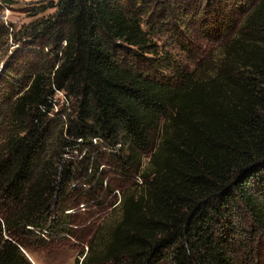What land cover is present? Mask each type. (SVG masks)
<instances>
[{
	"label": "trees",
	"instance_id": "16d2710c",
	"mask_svg": "<svg viewBox=\"0 0 264 264\" xmlns=\"http://www.w3.org/2000/svg\"><path fill=\"white\" fill-rule=\"evenodd\" d=\"M147 1L37 0L29 17L51 13L16 31L0 22V49L16 45L0 70V264H30L22 249L99 206L101 165L139 190L73 264H232L241 225L264 234V0H242L232 34L213 0L203 33L218 59L180 44L194 68L167 76L148 56ZM54 92L65 105L53 112Z\"/></svg>",
	"mask_w": 264,
	"mask_h": 264
},
{
	"label": "rangeland",
	"instance_id": "374dc122",
	"mask_svg": "<svg viewBox=\"0 0 264 264\" xmlns=\"http://www.w3.org/2000/svg\"><path fill=\"white\" fill-rule=\"evenodd\" d=\"M37 0L15 1L13 5L4 8L0 13L2 24H11L15 31L51 13L46 11L37 17L30 16L31 4ZM48 1V0H46ZM215 1V0H214ZM213 0H148L145 7V14L141 17V29L147 35L151 44V52L148 56L157 61L156 70L163 75H171L180 69L191 71L194 68L192 57L185 54L180 49V44L189 47L195 56H202V62H213L220 55L219 43H216L218 36H206L204 28L210 23L211 7ZM221 9L230 19V31L232 34L238 27L245 9L242 0H220ZM186 3V5H185ZM242 4V6H241ZM226 38V37H225ZM16 47L8 39L7 43L0 49V70L12 50ZM200 58V57H198ZM213 64V63H210ZM11 74V73H9ZM16 77L14 75H11ZM6 80L10 81L9 78ZM23 85L20 86L23 87ZM14 88V90H21ZM52 102L55 110L64 106L63 94L54 92ZM0 113L3 115L6 106L1 105ZM0 131V141L2 138ZM107 149L99 148L98 152L103 153ZM74 154V152H73ZM101 157V156H99ZM101 163L105 158L98 159ZM148 164V157L141 158L142 171ZM102 174L103 183L109 187L111 193H106L102 197L99 206L89 205L83 208L79 205L70 210L72 213L68 234L53 233L46 238L43 245L34 244L27 250L22 249L23 255L30 264H73L75 260L80 262L86 252L89 253L90 244L98 250L107 234L120 219L119 200L121 193L127 192L128 188L138 191L140 179L133 177V180H122L109 167L101 165L98 174ZM137 183L135 186L134 184ZM73 187V186H71ZM82 207V208H80ZM242 237L235 238L232 251V264H264V234H258L248 223L241 225Z\"/></svg>",
	"mask_w": 264,
	"mask_h": 264
},
{
	"label": "crops",
	"instance_id": "0c3cea01",
	"mask_svg": "<svg viewBox=\"0 0 264 264\" xmlns=\"http://www.w3.org/2000/svg\"><path fill=\"white\" fill-rule=\"evenodd\" d=\"M14 1H26V0H14ZM34 1V0H33Z\"/></svg>",
	"mask_w": 264,
	"mask_h": 264
},
{
	"label": "built area",
	"instance_id": "2783aa9c",
	"mask_svg": "<svg viewBox=\"0 0 264 264\" xmlns=\"http://www.w3.org/2000/svg\"><path fill=\"white\" fill-rule=\"evenodd\" d=\"M82 207H83V205H82ZM82 207H80V208H82ZM67 213H71L70 211H68Z\"/></svg>",
	"mask_w": 264,
	"mask_h": 264
}]
</instances>
